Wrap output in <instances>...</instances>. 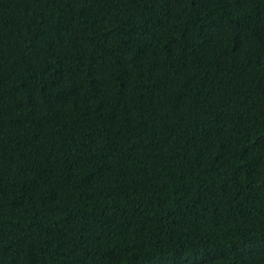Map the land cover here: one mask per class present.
I'll list each match as a JSON object with an SVG mask.
<instances>
[{"label":"trees","instance_id":"16d2710c","mask_svg":"<svg viewBox=\"0 0 264 264\" xmlns=\"http://www.w3.org/2000/svg\"><path fill=\"white\" fill-rule=\"evenodd\" d=\"M0 264H264V0H0Z\"/></svg>","mask_w":264,"mask_h":264}]
</instances>
